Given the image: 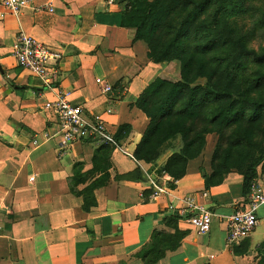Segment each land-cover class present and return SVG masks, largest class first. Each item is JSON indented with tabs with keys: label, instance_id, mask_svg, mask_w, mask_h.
<instances>
[{
	"label": "crops",
	"instance_id": "0c3cea01",
	"mask_svg": "<svg viewBox=\"0 0 264 264\" xmlns=\"http://www.w3.org/2000/svg\"><path fill=\"white\" fill-rule=\"evenodd\" d=\"M49 2L52 13L32 8ZM32 7L13 16L0 4V264H144L138 254L154 232L176 230L183 235L179 246L156 264H237L233 250L240 247L227 246L224 221L246 198L240 173L230 172L212 188L198 171L177 181L157 179L150 165L112 148L105 170L78 178L79 168L89 169L102 157L100 147L76 144L60 151L57 138H42L53 130L43 105L54 95L17 67L12 52L19 34L60 55L54 86L87 116L101 117L112 134L128 123L129 102L162 77V68L147 59L141 41L103 55L109 18L122 9L115 0H33ZM102 83L112 87L111 94L101 92ZM257 181L264 192V180ZM151 182L163 189L155 198ZM190 196L213 214L206 234L177 215ZM257 218L251 250L261 240L264 205Z\"/></svg>",
	"mask_w": 264,
	"mask_h": 264
},
{
	"label": "rangeland",
	"instance_id": "374dc122",
	"mask_svg": "<svg viewBox=\"0 0 264 264\" xmlns=\"http://www.w3.org/2000/svg\"><path fill=\"white\" fill-rule=\"evenodd\" d=\"M115 1L121 5L122 9L118 15L109 18V27L103 42V49L107 50L103 54L105 57L111 56V51L115 46L130 44L127 36L133 37L134 34L124 27L125 7L129 5L130 8H134L142 4L141 0ZM145 1V4L149 5L154 0ZM144 11L145 8L142 12L144 13ZM232 12L233 18L229 21L232 24L229 25L228 31L236 34L237 47L226 48L224 58H222V51L218 50L202 58L190 55L188 52L186 55H182V58L181 53L184 49H181L182 45H180L173 57L160 63H154L162 68V77H156L149 84H152L151 88L147 86L142 91L145 93L143 98L146 96L148 99L154 97V89L160 87V83L157 81L177 85L183 82L181 80L182 75H185V81L189 82L191 88L203 86L209 77H213L216 85L230 82L233 86L240 88L255 86L251 89V94L254 97L264 99V0H236ZM151 29L152 26L148 27L145 33H149ZM141 42L146 45L147 59L153 63L148 58L149 43L144 40ZM187 62L188 65L185 64ZM161 88L166 92V86ZM142 93L138 98L129 102V117L131 119L128 120V123L121 125L116 132L119 134L117 144L133 159L139 152L147 129L152 125L150 119L140 108L142 101L139 99L142 98ZM161 95L160 93L155 94V101L163 99L164 97ZM253 113L251 109L238 105L233 108L230 115L223 116L215 124L211 123L213 119L210 113L202 114L199 117V122L204 126L206 132L202 140L192 148H185L180 136L174 135L178 131L175 123L168 127L166 126L168 121L164 122L165 125L160 133L166 137V141L157 150V155H154L148 162L141 160H136V162L140 165H150L149 169L157 171L163 168L172 157L186 161L183 167L185 173L198 171L201 175L208 177L214 166L223 163V158L228 152V167L234 168V171L243 172L247 166L255 164L257 180H264V117L254 119ZM197 114L198 112L195 110L194 116ZM142 119H146V128H142L143 132L139 134V124ZM140 155L138 154L137 157ZM105 157L106 155H102L101 158L96 159L89 169L79 168L77 170L78 177L85 178L96 170H105L108 166ZM164 176L169 177L167 174ZM258 231L261 237L258 243L260 245L264 242V223L258 228ZM235 245L240 247L234 248L238 250L235 253L237 264H256L259 259V245L251 250L250 237Z\"/></svg>",
	"mask_w": 264,
	"mask_h": 264
},
{
	"label": "trees",
	"instance_id": "16d2710c",
	"mask_svg": "<svg viewBox=\"0 0 264 264\" xmlns=\"http://www.w3.org/2000/svg\"><path fill=\"white\" fill-rule=\"evenodd\" d=\"M141 1L142 4L138 7L130 8L126 5L124 27L134 34L130 44L142 40L149 43L148 58L153 63H160L173 57L180 45H182L181 49H184L181 56L189 52L190 55L200 58L212 54L215 50L222 51V58H224L226 48L238 46L236 34L228 31L229 25L232 24L229 21L233 18L232 10L236 0H154L149 5L145 4V0ZM143 8H145L144 13ZM150 26H152L151 31L145 33ZM190 60L193 59L190 58ZM185 64L188 65V62ZM184 77L185 75H182L181 79L184 83L177 85L157 81L160 87L154 89V97L143 98L145 93H142V98L139 97L142 101L140 108L152 125L142 139L139 152L136 153L137 156L141 155L134 156L135 161L148 162L157 155V150L166 141V137L160 133L165 125L164 122L168 121L166 124L168 127L175 123L178 131L174 135L180 136L185 148H192L202 140L206 132L199 122L202 114L210 113L213 119L211 123L215 124L223 116L230 115L235 106L243 105L254 112V119L264 117V99L251 94V89L255 86L240 88L233 86L230 82L216 85L213 77H209L203 86L191 88ZM151 85H149L150 88ZM162 86L167 87L166 92L162 90ZM157 93L164 97L162 101L160 99L155 101ZM157 104H159L158 107H156ZM195 110L198 112L196 116H194ZM115 139L118 142V133ZM117 149L124 152L119 144ZM112 150L110 147H100V153L106 157ZM171 158L156 173L162 172L171 180L177 181L186 174L183 169L186 161ZM228 160L227 152L223 163L214 166L208 177L202 175L206 188L220 185L226 175L235 170L227 166ZM255 167L256 165L253 164L247 166L243 172H238L243 176L244 197L248 194L250 184L257 180ZM71 191H74L73 187ZM182 238V233L177 230L173 235L155 231L151 243L138 254V257L144 264H156L167 251L176 250ZM258 249L259 259L256 264H264V242L258 246ZM237 251L233 250L234 255Z\"/></svg>",
	"mask_w": 264,
	"mask_h": 264
},
{
	"label": "built area",
	"instance_id": "2783aa9c",
	"mask_svg": "<svg viewBox=\"0 0 264 264\" xmlns=\"http://www.w3.org/2000/svg\"><path fill=\"white\" fill-rule=\"evenodd\" d=\"M0 4L9 14L17 16L24 9L32 7L33 0H0ZM35 12H53L51 3L32 7ZM12 55L18 68L28 71L38 77L44 83L45 90L53 92L54 98L46 101L43 109L51 115L53 130L42 134L46 141L57 138L60 151L75 146L76 144H91L96 147H118L115 135L112 134L105 122L99 116H87L79 105H74L68 100L69 94L56 89L57 69L56 65L60 60L58 53L52 52L45 45L19 34L16 44L13 47ZM101 92L111 94L112 87L102 83ZM107 114L111 111L107 110ZM33 145L37 141L32 142ZM153 176L160 179L165 174L158 175L155 171ZM32 180V179H31ZM154 194L158 196L163 192L155 182H151ZM201 197H207L206 192ZM184 207L176 209L177 215L187 220L189 226L198 234H206L210 231L213 214L209 206L199 203L192 196L183 200ZM264 205V192L258 181H253L248 194L234 213L224 221L226 244L232 247L234 244L244 240L254 232L258 226L257 212ZM171 208V207H170ZM213 256H209L212 259Z\"/></svg>",
	"mask_w": 264,
	"mask_h": 264
}]
</instances>
